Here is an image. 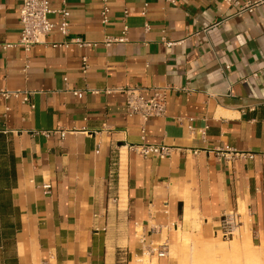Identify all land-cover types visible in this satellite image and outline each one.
Listing matches in <instances>:
<instances>
[{
    "label": "crops",
    "instance_id": "0c3cea01",
    "mask_svg": "<svg viewBox=\"0 0 264 264\" xmlns=\"http://www.w3.org/2000/svg\"><path fill=\"white\" fill-rule=\"evenodd\" d=\"M65 1L68 36L27 52L6 47L22 0H0V264H171L179 231L222 236L230 213L264 242V4L108 0L104 24L102 0ZM71 38L93 45L53 46ZM126 88H167L165 114L130 116Z\"/></svg>",
    "mask_w": 264,
    "mask_h": 264
},
{
    "label": "built area",
    "instance_id": "2783aa9c",
    "mask_svg": "<svg viewBox=\"0 0 264 264\" xmlns=\"http://www.w3.org/2000/svg\"><path fill=\"white\" fill-rule=\"evenodd\" d=\"M103 7L101 10L102 23L107 24L109 22V12L110 8L108 6V0H102ZM230 5H238L239 11L237 14H241L244 11H251L254 7L264 4V0L257 1H245L240 5V0H224ZM63 4L66 5V1L63 0ZM148 10L147 7L144 8L143 13ZM52 13H58L60 15L59 24H55L51 21L50 15ZM70 12L66 7L61 10L54 11L50 6V0H22V6L20 9V39L16 43L6 44V47L12 46H22L27 52H29L32 47L37 44H47L48 36L50 33L57 28L63 36H68L69 34V22ZM128 25L124 26V30L121 36H107L104 43L106 45H111L114 42H123L127 38ZM71 44H77L79 46H92L90 42H86L81 38H71L64 42L53 43V46H64L69 47ZM84 72L87 71L89 67L88 58L83 57ZM256 75V74H255ZM126 94L125 107L130 116H138L144 123L149 120L163 116L167 108V88H154L153 94L146 96L141 89L138 88H126L123 89ZM78 93V92H76ZM5 97L15 96L19 97V92H3ZM29 94L23 97L24 102H29ZM205 129V128H204ZM202 130V134L205 135L206 131ZM145 132V128H143ZM48 135L59 134L61 138L65 136L64 130H55L51 132H45ZM141 153L145 156H158L160 158L169 155L170 147L166 145H143L141 147ZM237 224L236 215L233 213L226 214L223 217L222 227L224 229L222 237L229 238L234 234V229ZM158 255L159 257H166L167 250L161 249L157 250L152 246H146L144 250V255L152 256Z\"/></svg>",
    "mask_w": 264,
    "mask_h": 264
},
{
    "label": "rangeland",
    "instance_id": "374dc122",
    "mask_svg": "<svg viewBox=\"0 0 264 264\" xmlns=\"http://www.w3.org/2000/svg\"><path fill=\"white\" fill-rule=\"evenodd\" d=\"M224 252H219L220 248ZM171 264H264V242L245 231L229 238L205 232H178L170 250ZM149 264V258H144Z\"/></svg>",
    "mask_w": 264,
    "mask_h": 264
},
{
    "label": "bare ground",
    "instance_id": "6f19581e",
    "mask_svg": "<svg viewBox=\"0 0 264 264\" xmlns=\"http://www.w3.org/2000/svg\"><path fill=\"white\" fill-rule=\"evenodd\" d=\"M219 252H224V249L221 247V248L219 249ZM239 264H241V263H239Z\"/></svg>",
    "mask_w": 264,
    "mask_h": 264
}]
</instances>
